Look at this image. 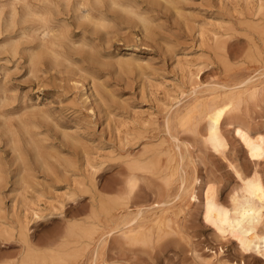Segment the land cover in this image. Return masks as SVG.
I'll use <instances>...</instances> for the list:
<instances>
[{"label": "rangeland", "instance_id": "rangeland-1", "mask_svg": "<svg viewBox=\"0 0 264 264\" xmlns=\"http://www.w3.org/2000/svg\"><path fill=\"white\" fill-rule=\"evenodd\" d=\"M127 1L145 15L148 27L115 11L108 14L104 25H86L87 32L81 37V30L71 22L69 29L79 44L67 51L73 64L54 67L45 63L35 77L29 74L27 43L17 33L0 36V229L15 231L10 240L0 237V264L20 259L23 248L15 235L20 227H27L29 240L41 249L68 224L84 220L91 210L90 193L71 195L82 184L89 191L93 181L99 189L119 184L124 170L119 155L142 146L133 145L135 135L153 133V123L161 121L193 84L206 87L224 79L226 65L210 47L215 37H227L224 33L232 26L236 31L228 36L229 66L231 73L245 72L242 60L249 43L236 18L246 17L260 0ZM7 36L11 37L4 39ZM12 45L17 50L14 57L9 52ZM86 53L92 59H86ZM245 124L253 133L264 127V111L252 106ZM25 125L29 135L24 134ZM224 131L228 143L224 155L205 154L197 162L202 183L196 190L199 195L207 186L213 188L218 201L227 206L239 188L233 167L244 175L255 168L264 180V158L252 162L235 133ZM14 144L19 149L16 152ZM155 187L141 183L130 207L152 205ZM175 190L173 185L171 192ZM202 201L199 196L188 202L178 216L182 235L169 236L145 250L107 245L105 264H264V255L252 248L244 250L234 235L223 239L215 235L200 213Z\"/></svg>", "mask_w": 264, "mask_h": 264}, {"label": "bare ground", "instance_id": "bare-ground-1", "mask_svg": "<svg viewBox=\"0 0 264 264\" xmlns=\"http://www.w3.org/2000/svg\"><path fill=\"white\" fill-rule=\"evenodd\" d=\"M5 9H8V13ZM139 10L127 0H0V36L17 33V37L27 43L25 50L29 74L35 77L40 71L38 67L45 63L54 67L63 62L73 64L67 51L74 50L79 44L73 39L69 29L71 22L81 30V37L87 32L86 25H104L108 14L115 11L136 19L142 23L143 28L148 27V19ZM246 14L243 19L236 18L238 28L243 30L249 43V49L243 56L244 61L242 60L245 72L231 73L232 68L229 66L228 36L236 31L232 26L224 33L227 37L222 34L219 39L215 37L210 47L214 55L226 65L227 75L224 79L216 85L206 87L193 84L187 89L183 99L167 109L161 121L153 123V133H137L133 138V145L139 146L140 143V149H126L118 154V159L124 166L119 184L99 189L93 181L89 191L84 188L88 185L82 184L80 190L71 195L78 197L82 193H90L91 210L84 220L68 224L61 235L49 240L41 249L36 248L29 240L27 227H20L15 235L23 248L21 257L16 262L5 264H105L107 245L112 244L114 248L125 251L152 248L169 236L182 235L177 222L178 216L188 202L199 200V196L203 197L200 212L203 220L213 227L217 237L223 239L234 235L241 248H252L264 255V180L255 168L249 175H244L233 167L239 188L231 196L227 206L218 201L213 188L207 186L199 195V189L196 190L197 185L202 183L197 175L200 157L205 154L223 156L227 149L224 128L231 129L241 140L252 162L257 163L255 161L264 158V127L256 128L253 133L245 124L246 115L252 106L264 111V0H260ZM9 49L11 57H14L17 50L13 45ZM91 57L92 55L86 59H92ZM31 115L34 117L36 113ZM23 131L25 135H29L27 125ZM15 146L14 144L12 150L16 152L19 149ZM35 148L39 149L37 145ZM254 167L257 168V164ZM141 183H145L147 187L156 185V200L152 205L134 206L133 209L130 207L131 197ZM173 185L176 186L174 193L171 192ZM33 213L35 214L34 211ZM14 233L0 229V237L4 235L8 240L13 238Z\"/></svg>", "mask_w": 264, "mask_h": 264}]
</instances>
